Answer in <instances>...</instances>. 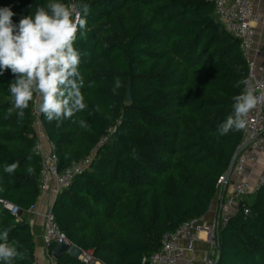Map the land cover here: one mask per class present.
<instances>
[{
  "label": "trees",
  "instance_id": "obj_1",
  "mask_svg": "<svg viewBox=\"0 0 264 264\" xmlns=\"http://www.w3.org/2000/svg\"><path fill=\"white\" fill-rule=\"evenodd\" d=\"M48 2L0 0V7H11L18 23ZM77 3L90 5L87 39L76 44L88 107L59 128L40 117L60 171L87 158L90 164L55 196L51 210L67 238L101 263L152 264L165 233L203 218L215 200L217 181L243 137V131L221 136L218 127L232 113V97L243 90L237 85L248 79V64L210 0ZM117 77L122 86L113 93ZM13 78L10 72L0 76V201L26 212L40 197L41 163L33 103L23 121L7 114ZM79 119L88 129L74 122ZM17 161L14 175L4 173L5 165ZM28 165L34 175L26 173ZM257 192L219 227L214 264H264V184ZM4 228L9 241L26 252L14 264H32L30 223L0 202ZM58 264L86 263L64 254Z\"/></svg>",
  "mask_w": 264,
  "mask_h": 264
},
{
  "label": "clouds",
  "instance_id": "obj_2",
  "mask_svg": "<svg viewBox=\"0 0 264 264\" xmlns=\"http://www.w3.org/2000/svg\"><path fill=\"white\" fill-rule=\"evenodd\" d=\"M89 11L88 3L49 0L45 5L37 4L34 13L21 16L17 23L11 7H0V76L10 72L14 77L8 83L9 116L15 113L23 121L35 100L39 112L59 128L88 107L81 90L84 79L80 71L81 52L76 44L87 39ZM94 85L95 81H90L88 87ZM241 85L243 90L232 97V113L218 127L221 136L246 130L250 112L264 104V96L257 95L247 79L237 87ZM121 86L119 77L115 78L112 92L116 93ZM74 122L81 129L89 127L84 119ZM18 167L19 161L13 162L5 165L3 171L12 176ZM25 171L29 176L35 174L31 165ZM17 258L24 260L26 252L9 241V229L4 228L0 231V264H14Z\"/></svg>",
  "mask_w": 264,
  "mask_h": 264
},
{
  "label": "built area",
  "instance_id": "obj_3",
  "mask_svg": "<svg viewBox=\"0 0 264 264\" xmlns=\"http://www.w3.org/2000/svg\"><path fill=\"white\" fill-rule=\"evenodd\" d=\"M214 3L215 13L219 20L223 22L226 30L231 33L240 44V50L245 58L249 75L248 81L257 95L264 96V72L257 74L253 60V51L255 47V31L253 22L257 20L254 13V0H210ZM33 107V128L35 131V154L40 159V195L47 191H53L55 196L63 189L68 187L73 177L83 172L90 164V158H87L78 164L59 170V158L56 153L54 143L49 139L44 126L41 122V113L38 110L36 101L32 102ZM249 124L243 131V137L237 147V155L233 165L232 174L226 182V173L221 175L217 181V201L216 216L211 223L203 218L193 219L184 222L175 231L165 233L162 240V250L160 253L151 257L152 264H178L182 255V249L179 241L183 238L189 240V249L199 239V233L204 232L207 241L211 243L210 254L206 264L215 263L217 231L220 226H225L232 216L236 214L239 206L246 201V195L250 192V185L245 174L260 160L264 154V104H261L249 114ZM103 138L102 141H105ZM264 184V173L260 178V187ZM4 209L12 215H19L21 209L7 201H0ZM249 207L245 206L244 213L248 214ZM42 240L45 247L67 241L73 244L66 234L58 226L52 210L45 214ZM79 259L86 264H99L95 259L93 252L82 250ZM52 254L44 259L35 257L32 264H58Z\"/></svg>",
  "mask_w": 264,
  "mask_h": 264
},
{
  "label": "crops",
  "instance_id": "obj_4",
  "mask_svg": "<svg viewBox=\"0 0 264 264\" xmlns=\"http://www.w3.org/2000/svg\"><path fill=\"white\" fill-rule=\"evenodd\" d=\"M254 13L257 18L253 22L255 31V47L253 51V60L255 64V71L257 74L264 72V0H254ZM264 154L256 165L252 166L245 174V179L248 180L250 188L253 181H256V175H260L264 170ZM263 172V171H262ZM254 176V177H253ZM250 189V190H251ZM55 202V194L53 191H47L45 194L40 195L36 204L26 212H22L23 217L30 223L32 233L35 241V257L44 259L48 256V248L44 246L42 240L44 218L45 214L52 209ZM217 203L215 200L212 202L210 210L204 216L207 223H211L216 216ZM179 246L182 249V255L178 264H206L208 257H211L209 242L206 239L204 232L199 233V239L193 244L192 249H189V240L183 238L179 241ZM212 253V256L216 255ZM103 264V263H99Z\"/></svg>",
  "mask_w": 264,
  "mask_h": 264
},
{
  "label": "water",
  "instance_id": "obj_5",
  "mask_svg": "<svg viewBox=\"0 0 264 264\" xmlns=\"http://www.w3.org/2000/svg\"><path fill=\"white\" fill-rule=\"evenodd\" d=\"M127 101H131L130 88H128V91H127ZM236 155H237V152H235V154L233 155V157H232V159L230 161V164L228 166V169L226 171V182H228L230 177H231L233 165H234V162H235V159H236ZM22 212L23 211L21 210L20 214H22ZM218 250H219V247H218ZM81 253H82V250L78 246H76L74 244H70L67 241H63L61 243L55 244L54 248L52 250V256L57 261H60L64 254H68L72 258H79Z\"/></svg>",
  "mask_w": 264,
  "mask_h": 264
},
{
  "label": "rangeland",
  "instance_id": "obj_6",
  "mask_svg": "<svg viewBox=\"0 0 264 264\" xmlns=\"http://www.w3.org/2000/svg\"><path fill=\"white\" fill-rule=\"evenodd\" d=\"M263 168H264V166H263ZM262 171H261L260 175L255 176L257 178L256 181H253V183H251V186H254V187H253V189L250 188L251 190H250L249 194L246 195V201L248 203H252L257 198V193H258L257 191L260 188V178H261L262 174L264 173V170H262ZM215 202H217V201L215 200ZM208 225H209V223H208ZM209 246L211 249L212 246H211L210 242H209Z\"/></svg>",
  "mask_w": 264,
  "mask_h": 264
}]
</instances>
